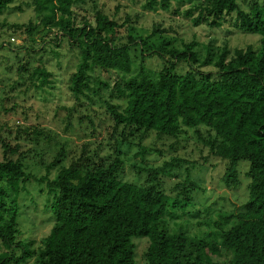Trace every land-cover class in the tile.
Returning <instances> with one entry per match:
<instances>
[{
  "label": "trees",
  "instance_id": "16d2710c",
  "mask_svg": "<svg viewBox=\"0 0 264 264\" xmlns=\"http://www.w3.org/2000/svg\"><path fill=\"white\" fill-rule=\"evenodd\" d=\"M76 1L31 0L38 24L10 28H25L29 35L34 29L54 30L67 40L79 60L69 77L68 89L75 99L90 91L92 74L114 77L112 90L122 97V105L109 109L114 128L120 132L118 142L127 148L138 146L150 134L175 139L184 128L208 129L213 133L209 155L227 163L222 179L226 188L239 186V161L249 163L245 174L248 199L242 211L228 218L235 223L218 243L190 238L181 230L171 235L164 217L169 207L176 210L189 205L186 194L182 193L183 203H170L158 171L150 170L147 184L137 186L119 177L122 162L118 157L104 162L82 155L67 167H59L53 180H39L48 188L45 207L53 226L36 250L31 242L20 239L18 228V199L30 175L28 167L19 146L11 149L2 142L0 264H136L135 239L148 242L145 264H264V6L253 2L249 12L242 13L238 0H212L184 12L194 27L210 29L223 27L238 13L241 30L260 36L257 50L251 46L236 49L231 57L227 48L219 54L208 51L201 66L212 65L213 70L201 72L195 67L200 62L193 43L181 51L167 49L165 38L160 44L147 45L148 39L161 32L153 30L145 41L102 11L94 15L93 23L85 18L77 21ZM122 1L146 13H179L173 0ZM13 2L0 0V15ZM136 46L141 54L158 61L160 70L152 72L144 60L135 65L131 49ZM37 63L30 77L38 83L36 88L43 89L50 84L45 69L48 61ZM223 256L228 257L225 262L219 259Z\"/></svg>",
  "mask_w": 264,
  "mask_h": 264
},
{
  "label": "rangeland",
  "instance_id": "374dc122",
  "mask_svg": "<svg viewBox=\"0 0 264 264\" xmlns=\"http://www.w3.org/2000/svg\"><path fill=\"white\" fill-rule=\"evenodd\" d=\"M211 1L173 0L179 13H146L122 0H77L75 12L77 21L85 18L93 23L94 15L102 11L119 24L125 23L124 30H132V36L145 41L153 30L160 31L147 40V45L160 44L165 38L169 43L167 49L181 51L186 44L193 43V52L200 62L195 67L210 72L212 65L201 66L208 51L219 54L227 48L231 57L236 49L251 46L257 50L260 42V36L241 30L238 13L223 27L213 29L205 25L194 27L184 16L192 5ZM30 2L14 0L0 15V45H3L0 47V160L4 155L2 142L11 149L19 146V154L24 157L30 174L21 185L18 199L20 239L31 242L36 250L42 247L53 219L45 207L47 185L39 180L44 177L53 180L59 167H67L72 160L85 155L104 162L118 157L122 162L119 177L137 186L147 184L150 170L158 171L157 178L170 203H183L182 193L190 198L186 208H168L164 217L167 232L172 235L181 230L190 238L220 242V235L235 223L228 218L242 211L248 199L249 181L245 174L249 163L239 161V186L229 189L222 180L227 163L209 155L208 141L213 133L204 127L184 128L175 139H158L150 134L141 144L129 148L119 143L120 132L114 128L109 109L122 105V97L112 90L114 77L102 72L92 74L90 91L75 99L68 89L69 77L75 73L79 60L67 40L57 36L54 30L34 29L29 35L25 28H10L30 22L38 24ZM253 2L264 6V0H238L239 12L248 13ZM124 30L122 36H126ZM142 55L138 46L131 49L135 65L144 60L152 72L160 70L158 61ZM39 59L48 61L45 69L50 73V84L43 89L36 88L38 83L30 77ZM19 69L28 70L23 73ZM133 244L136 264H145L147 240L135 239ZM219 259L225 262L228 257Z\"/></svg>",
  "mask_w": 264,
  "mask_h": 264
}]
</instances>
